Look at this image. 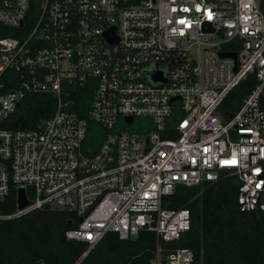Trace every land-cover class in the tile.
Segmentation results:
<instances>
[{
    "label": "built area",
    "instance_id": "obj_1",
    "mask_svg": "<svg viewBox=\"0 0 264 264\" xmlns=\"http://www.w3.org/2000/svg\"><path fill=\"white\" fill-rule=\"evenodd\" d=\"M263 2L40 0L32 26L19 30L30 0H0V24L21 31L0 37V201L13 186L30 200L4 217L75 213L66 237L88 243L82 258L108 232L128 239L149 230L157 236L151 264H193L192 249L163 245L191 228L189 208L164 205L177 185L229 171L240 209L264 210ZM251 75L255 88L225 119L221 103ZM90 80L84 118L68 96ZM28 93H53L54 115L41 128L3 127ZM138 117L150 126L123 127ZM88 120L107 129L93 154L84 150Z\"/></svg>",
    "mask_w": 264,
    "mask_h": 264
},
{
    "label": "trees",
    "instance_id": "obj_2",
    "mask_svg": "<svg viewBox=\"0 0 264 264\" xmlns=\"http://www.w3.org/2000/svg\"><path fill=\"white\" fill-rule=\"evenodd\" d=\"M137 1L132 0V3ZM262 8L264 10V2ZM39 9L40 0H30L26 24L19 30L32 26ZM20 32L0 24V37L17 36ZM94 83L95 80H90L84 86H76L68 96L73 100L71 109L81 117L87 118L94 97ZM256 84V76L251 75L234 87L220 105L221 115L227 119L238 111ZM57 102L53 93H28L3 127L13 130L41 128L43 122L54 115ZM261 105L264 108V95ZM177 117L178 111L170 123ZM123 127L142 130L134 124ZM87 128L84 150L93 154L107 129L92 120H88ZM238 186L237 177L229 171H224L217 181L177 185L174 192L165 197L164 205L173 210L189 208L191 228L178 240L163 242V245L192 249L193 264H264V210H241ZM17 191L13 186L7 198L0 201V264H151L157 243L155 232L140 230L128 239L108 232L82 258L88 243L66 237V231L78 225L75 213L37 208L19 217H4L17 210Z\"/></svg>",
    "mask_w": 264,
    "mask_h": 264
},
{
    "label": "water",
    "instance_id": "obj_3",
    "mask_svg": "<svg viewBox=\"0 0 264 264\" xmlns=\"http://www.w3.org/2000/svg\"><path fill=\"white\" fill-rule=\"evenodd\" d=\"M21 24H23V23H21ZM107 35L110 37V32H108ZM221 55L222 56H231V57H234V58L237 57L236 52L229 53V54L228 53H221ZM153 78H154V80H158L160 78L163 79L161 77V74L157 70H155L153 72ZM231 116H232V114H231ZM127 120H128V122H131L132 121V117L127 118ZM29 204H30V200L28 199V197L26 195L25 189L24 188H19L18 191H17V206H18V208L22 209V208L28 206ZM79 221L81 222L82 218H80Z\"/></svg>",
    "mask_w": 264,
    "mask_h": 264
},
{
    "label": "rangeland",
    "instance_id": "obj_4",
    "mask_svg": "<svg viewBox=\"0 0 264 264\" xmlns=\"http://www.w3.org/2000/svg\"><path fill=\"white\" fill-rule=\"evenodd\" d=\"M134 127H143V128H147L150 126L149 122H148V119L146 118H143V117H138L134 120ZM132 124V125H133Z\"/></svg>",
    "mask_w": 264,
    "mask_h": 264
}]
</instances>
